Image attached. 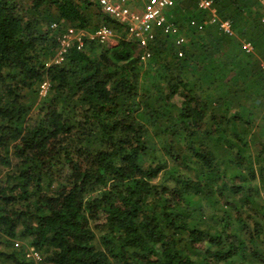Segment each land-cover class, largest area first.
I'll use <instances>...</instances> for the list:
<instances>
[{
	"label": "trees",
	"instance_id": "obj_1",
	"mask_svg": "<svg viewBox=\"0 0 264 264\" xmlns=\"http://www.w3.org/2000/svg\"><path fill=\"white\" fill-rule=\"evenodd\" d=\"M211 6L232 33L181 0L142 61L89 0H0V264H264V10Z\"/></svg>",
	"mask_w": 264,
	"mask_h": 264
},
{
	"label": "built area",
	"instance_id": "obj_2",
	"mask_svg": "<svg viewBox=\"0 0 264 264\" xmlns=\"http://www.w3.org/2000/svg\"><path fill=\"white\" fill-rule=\"evenodd\" d=\"M98 5L104 13L124 25L127 37L137 41L138 47L141 49L140 59L147 60L151 51L149 43L154 39V29L161 28L163 32L170 33L173 30L172 24L167 19V10L181 0H140V4H135L133 0H89ZM198 7L208 9L213 13L212 22L219 23L220 28L225 33H232L231 22L229 20H219L212 8V0H197ZM264 10V0H261ZM264 22V18L261 19ZM55 26V24L53 25ZM97 41L101 44H114L118 38L115 31L107 26L101 25L93 32H86L81 29L72 27L67 28L58 39V46L53 62L59 64L63 61L64 54L68 50L72 42H76L78 49H83L85 39ZM177 44L183 42V38L179 37ZM245 52L253 51V45L249 41H242ZM264 73V61L260 64ZM48 83L41 85L40 93L45 95ZM27 256L38 261L39 254L30 247Z\"/></svg>",
	"mask_w": 264,
	"mask_h": 264
},
{
	"label": "rangeland",
	"instance_id": "obj_3",
	"mask_svg": "<svg viewBox=\"0 0 264 264\" xmlns=\"http://www.w3.org/2000/svg\"><path fill=\"white\" fill-rule=\"evenodd\" d=\"M133 1H134L135 4H140L141 3L140 0H133ZM18 243L21 244L22 242H17L16 244H18Z\"/></svg>",
	"mask_w": 264,
	"mask_h": 264
}]
</instances>
